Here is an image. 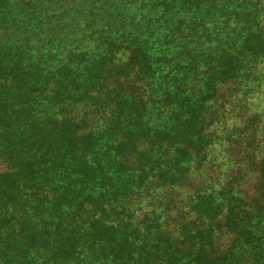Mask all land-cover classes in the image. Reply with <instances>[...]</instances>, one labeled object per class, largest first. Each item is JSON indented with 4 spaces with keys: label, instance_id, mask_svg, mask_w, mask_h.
<instances>
[{
    "label": "trees",
    "instance_id": "obj_1",
    "mask_svg": "<svg viewBox=\"0 0 264 264\" xmlns=\"http://www.w3.org/2000/svg\"><path fill=\"white\" fill-rule=\"evenodd\" d=\"M0 264H264V0H0Z\"/></svg>",
    "mask_w": 264,
    "mask_h": 264
},
{
    "label": "rangeland",
    "instance_id": "obj_2",
    "mask_svg": "<svg viewBox=\"0 0 264 264\" xmlns=\"http://www.w3.org/2000/svg\"><path fill=\"white\" fill-rule=\"evenodd\" d=\"M2 166H3V165L0 163V169L3 168Z\"/></svg>",
    "mask_w": 264,
    "mask_h": 264
}]
</instances>
